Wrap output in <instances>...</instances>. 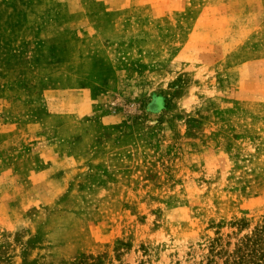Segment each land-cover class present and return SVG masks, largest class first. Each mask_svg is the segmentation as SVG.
Returning a JSON list of instances; mask_svg holds the SVG:
<instances>
[{"label": "rangeland", "instance_id": "374dc122", "mask_svg": "<svg viewBox=\"0 0 264 264\" xmlns=\"http://www.w3.org/2000/svg\"><path fill=\"white\" fill-rule=\"evenodd\" d=\"M261 224L264 0H0V264H231Z\"/></svg>", "mask_w": 264, "mask_h": 264}, {"label": "trees", "instance_id": "16d2710c", "mask_svg": "<svg viewBox=\"0 0 264 264\" xmlns=\"http://www.w3.org/2000/svg\"><path fill=\"white\" fill-rule=\"evenodd\" d=\"M217 245L219 240L212 242V255L216 254L214 252ZM232 257L231 264H264V224L256 226L251 234L244 238ZM229 260L226 259L225 264H229Z\"/></svg>", "mask_w": 264, "mask_h": 264}, {"label": "crops", "instance_id": "0c3cea01", "mask_svg": "<svg viewBox=\"0 0 264 264\" xmlns=\"http://www.w3.org/2000/svg\"><path fill=\"white\" fill-rule=\"evenodd\" d=\"M107 0H100V2L102 3V4H104V6H105V2H106ZM110 14H112L113 16H114V14L115 15H119V14H121L120 13V11H116V10H100V18H102V17H104L105 15L107 16V17H109L110 16ZM102 32V29H101V26H100V33ZM100 59H102V58H105L106 60H108V62H109V66L111 67V59H110V55L107 53V49H106V47L103 45V44H101V39H100ZM104 72L105 71H102V70H100V81H102V79L104 78ZM112 71H111V68H110V71H109V73H111Z\"/></svg>", "mask_w": 264, "mask_h": 264}]
</instances>
